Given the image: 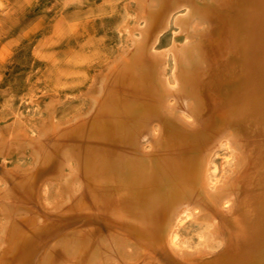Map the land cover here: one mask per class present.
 Segmentation results:
<instances>
[{
	"label": "bare ground",
	"instance_id": "obj_1",
	"mask_svg": "<svg viewBox=\"0 0 264 264\" xmlns=\"http://www.w3.org/2000/svg\"><path fill=\"white\" fill-rule=\"evenodd\" d=\"M127 9L80 110L0 129V264H264V0Z\"/></svg>",
	"mask_w": 264,
	"mask_h": 264
},
{
	"label": "rangeland",
	"instance_id": "obj_2",
	"mask_svg": "<svg viewBox=\"0 0 264 264\" xmlns=\"http://www.w3.org/2000/svg\"><path fill=\"white\" fill-rule=\"evenodd\" d=\"M4 1L0 6V129L19 118L24 125L33 119L40 125L46 117H69L85 105L90 86L119 49V26L131 0ZM163 36L160 46L169 44L171 31ZM51 102L55 108L48 105ZM36 104L42 114L36 112ZM21 158L14 162L22 165Z\"/></svg>",
	"mask_w": 264,
	"mask_h": 264
}]
</instances>
